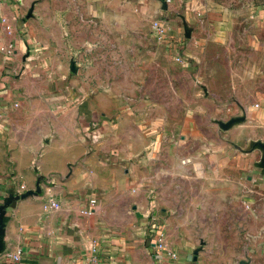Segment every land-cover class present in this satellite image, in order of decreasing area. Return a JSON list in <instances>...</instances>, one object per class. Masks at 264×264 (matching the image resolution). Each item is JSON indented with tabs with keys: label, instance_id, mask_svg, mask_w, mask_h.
<instances>
[{
	"label": "rangeland",
	"instance_id": "rangeland-1",
	"mask_svg": "<svg viewBox=\"0 0 264 264\" xmlns=\"http://www.w3.org/2000/svg\"><path fill=\"white\" fill-rule=\"evenodd\" d=\"M5 1L34 58L15 118L43 126L38 145L17 123L14 152L89 182L106 233L128 234L141 199L189 264H264V191L226 140L264 100V0Z\"/></svg>",
	"mask_w": 264,
	"mask_h": 264
},
{
	"label": "crops",
	"instance_id": "crops-1",
	"mask_svg": "<svg viewBox=\"0 0 264 264\" xmlns=\"http://www.w3.org/2000/svg\"><path fill=\"white\" fill-rule=\"evenodd\" d=\"M160 1L161 9L167 10L169 6L164 7ZM17 13L15 5L6 1L0 3V264H18L11 258L18 252L19 264H87L93 242L97 248L95 264H189L187 253L172 249L167 236L166 243L176 253L175 260L160 256L144 245L145 217L154 211V204L136 200L134 226L130 232L109 234L102 226L101 215L96 213L97 200L93 215L80 214L88 200L95 198L88 194L89 182L83 184L75 180L72 170L57 173L53 179L49 178L52 174L49 170L40 171V156L37 155L43 126L40 128V120L18 121L15 118L26 112L24 99L29 90H19L34 59ZM260 19L264 27V9L260 11ZM10 44L13 49L8 54L5 50ZM18 107L21 108L17 110ZM234 119L239 121L227 130L226 140L233 144L235 165L247 172V179L253 185H259L264 191V100L256 110ZM33 122L36 127L33 131L36 140L33 141L38 145L31 148L33 152L29 155L28 141H22L19 151L25 155L16 154L13 137L17 123L27 127ZM220 148L224 147L214 150L220 152ZM35 160L37 166L33 163ZM40 176L43 181L38 184ZM37 186L41 193L21 198L26 191H35ZM49 198L60 203L59 210L45 208Z\"/></svg>",
	"mask_w": 264,
	"mask_h": 264
},
{
	"label": "built area",
	"instance_id": "built-area-1",
	"mask_svg": "<svg viewBox=\"0 0 264 264\" xmlns=\"http://www.w3.org/2000/svg\"><path fill=\"white\" fill-rule=\"evenodd\" d=\"M174 0H162V4L164 7H168L172 4ZM179 2H185V0H179ZM166 11V9L164 10ZM152 30L153 32L160 38H162L165 35L166 26L165 21L163 20V17H161L158 20H154L152 22ZM12 44H10L7 49L5 50L6 53L11 54L12 53ZM4 50V49H2ZM17 105H15L16 107ZM95 206H96V199L90 198L88 200L87 206L83 207L80 210V214L82 216H91L95 212ZM60 203L55 201L53 198H49L47 203L45 204V208L51 209L54 211H57L60 209ZM154 212H149V214L145 217V225H144V237L143 242L145 246H149L152 248L156 254H159L160 256H164L165 258H168L170 260L176 259V253L168 248L166 243V231L163 220L158 217H156ZM96 243L93 242L90 247V253L91 256L89 257L87 264H95L96 263ZM11 258L17 262L20 263V253L18 252L16 255L11 256Z\"/></svg>",
	"mask_w": 264,
	"mask_h": 264
},
{
	"label": "water",
	"instance_id": "water-1",
	"mask_svg": "<svg viewBox=\"0 0 264 264\" xmlns=\"http://www.w3.org/2000/svg\"><path fill=\"white\" fill-rule=\"evenodd\" d=\"M238 121L239 120L233 119L228 124H232V123H235V122H238ZM224 128H226V126H224ZM42 181H43V178H42V176H40L38 178V184H39V182H42ZM39 193H41V189H39V187L37 186V188H36L35 191H32V190L26 191L24 194L21 195V198H26V197H29V196H34V195H37ZM194 260H195V258H194Z\"/></svg>",
	"mask_w": 264,
	"mask_h": 264
}]
</instances>
